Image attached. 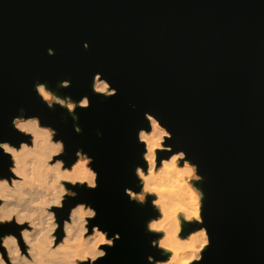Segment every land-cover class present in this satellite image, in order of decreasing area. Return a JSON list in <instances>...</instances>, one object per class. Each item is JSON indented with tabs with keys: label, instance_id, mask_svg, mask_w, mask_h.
Instances as JSON below:
<instances>
[{
	"label": "water",
	"instance_id": "obj_1",
	"mask_svg": "<svg viewBox=\"0 0 264 264\" xmlns=\"http://www.w3.org/2000/svg\"><path fill=\"white\" fill-rule=\"evenodd\" d=\"M96 73L117 96L93 94ZM63 80L71 87L58 88ZM38 81L61 97H90L77 110L82 135L66 110L41 101ZM21 107L58 130L66 160L78 148L95 158L99 188L71 203H91L102 229L122 236L104 264L157 255L144 227L152 207L124 194L144 163L136 134L145 112L204 176V264H264V0H0V142L24 139L11 126ZM9 163L0 154V173Z\"/></svg>",
	"mask_w": 264,
	"mask_h": 264
},
{
	"label": "clouds",
	"instance_id": "obj_2",
	"mask_svg": "<svg viewBox=\"0 0 264 264\" xmlns=\"http://www.w3.org/2000/svg\"><path fill=\"white\" fill-rule=\"evenodd\" d=\"M83 47L88 50L90 45L85 42ZM47 51L55 55L54 49ZM57 87L68 89L71 81H60ZM91 88L104 99L118 95L103 73L94 74ZM34 91L49 110L57 106L66 110L74 132L83 134L77 110L90 107L89 96L78 101L61 97L39 81ZM144 118L148 126L136 134L144 163L135 167L136 183L126 187L124 194L130 203L150 205L154 211L144 227L157 255H148L147 264H204L212 246L204 219V176L185 151H176L168 143L173 134L158 118L148 112ZM11 126L24 139L18 144L0 142V154L10 158L9 174L0 173V229L12 228L0 233V264H104L108 250L122 236L102 229L91 203H71L80 200L81 189L99 188L95 158L78 148L74 159L66 160L67 145L58 130L39 116H28L23 107ZM96 136L100 139L103 134Z\"/></svg>",
	"mask_w": 264,
	"mask_h": 264
},
{
	"label": "rangeland",
	"instance_id": "obj_3",
	"mask_svg": "<svg viewBox=\"0 0 264 264\" xmlns=\"http://www.w3.org/2000/svg\"><path fill=\"white\" fill-rule=\"evenodd\" d=\"M4 229H6V230H12L11 227H5V228L0 229V232H1L2 230H4ZM181 235H182V234H181Z\"/></svg>",
	"mask_w": 264,
	"mask_h": 264
},
{
	"label": "bare ground",
	"instance_id": "obj_4",
	"mask_svg": "<svg viewBox=\"0 0 264 264\" xmlns=\"http://www.w3.org/2000/svg\"><path fill=\"white\" fill-rule=\"evenodd\" d=\"M6 231H11V230H6Z\"/></svg>",
	"mask_w": 264,
	"mask_h": 264
}]
</instances>
